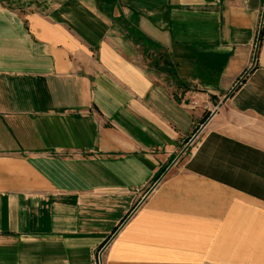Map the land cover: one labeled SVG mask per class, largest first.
Listing matches in <instances>:
<instances>
[{
  "label": "crops",
  "instance_id": "obj_1",
  "mask_svg": "<svg viewBox=\"0 0 264 264\" xmlns=\"http://www.w3.org/2000/svg\"><path fill=\"white\" fill-rule=\"evenodd\" d=\"M102 248L264 264V0H0V264Z\"/></svg>",
  "mask_w": 264,
  "mask_h": 264
},
{
  "label": "built area",
  "instance_id": "obj_2",
  "mask_svg": "<svg viewBox=\"0 0 264 264\" xmlns=\"http://www.w3.org/2000/svg\"><path fill=\"white\" fill-rule=\"evenodd\" d=\"M193 106H197V103L196 102H193ZM106 248H102L98 253H97V263L96 264H104L103 263V255H104V252H105Z\"/></svg>",
  "mask_w": 264,
  "mask_h": 264
},
{
  "label": "trees",
  "instance_id": "obj_3",
  "mask_svg": "<svg viewBox=\"0 0 264 264\" xmlns=\"http://www.w3.org/2000/svg\"><path fill=\"white\" fill-rule=\"evenodd\" d=\"M261 36H262V34H261Z\"/></svg>",
  "mask_w": 264,
  "mask_h": 264
},
{
  "label": "rangeland",
  "instance_id": "obj_4",
  "mask_svg": "<svg viewBox=\"0 0 264 264\" xmlns=\"http://www.w3.org/2000/svg\"><path fill=\"white\" fill-rule=\"evenodd\" d=\"M260 37V36H259Z\"/></svg>",
  "mask_w": 264,
  "mask_h": 264
}]
</instances>
